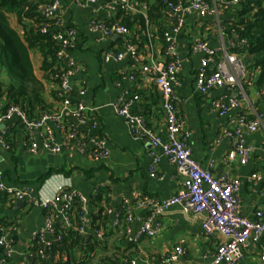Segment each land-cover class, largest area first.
Listing matches in <instances>:
<instances>
[{
    "label": "crops",
    "instance_id": "obj_1",
    "mask_svg": "<svg viewBox=\"0 0 264 264\" xmlns=\"http://www.w3.org/2000/svg\"><path fill=\"white\" fill-rule=\"evenodd\" d=\"M55 1L58 3L55 16L61 26L54 27L53 31L74 30V47L70 54L76 66L84 69L69 78L72 88L70 108L82 103L95 117L97 126L93 129L83 127L69 114L59 121H41L45 114L55 116L61 109L60 103L54 102L49 95L54 87L50 83L45 84V99L51 107L39 119L33 120L40 125L27 128L16 118L0 125V133L5 132L7 143L4 148L0 139V175L4 187L27 192L24 200L6 204L1 212L12 226L9 229L15 240L14 257H23L38 236L45 244L54 240L46 230L44 209L37 202L51 199L57 188L64 184L87 200L98 189L106 188L108 206L113 213L119 212L124 202L132 210L130 233H125L121 227L112 228L113 233L102 238L105 247L98 250L92 264L104 256H117L136 264H212L221 237H206L201 228L202 218L184 213L178 206L170 207L157 217L161 229L155 237L135 240L138 228L151 213L147 206H135L136 201L141 198L156 202L171 199L180 191L183 180L159 152L157 163H153L150 143L134 140L125 120L114 111L119 100L125 101L130 114L143 117L153 133L165 140L162 99L153 81L155 74L152 70L141 71L144 66L165 64L162 41L156 34L155 23L146 19L145 6L135 11L142 17V25L135 23L127 28L125 36L103 38L92 32L89 25L92 20L104 24L110 22L113 13L104 8L109 0H96L85 6L76 5L75 0ZM228 16V13L220 12L218 23L211 17L187 16L176 42L180 71L178 85L174 87L175 106L184 122V131L189 134L187 146L193 159L214 178L226 173L236 179L240 184L238 195L242 217L254 220L260 213V220L264 222V99L253 85L259 73L245 71L241 79L243 95L238 90L228 92L219 88L200 93L194 87L196 72L205 58L203 53L193 50L194 44L206 43L210 50L216 51L218 59L223 56L219 53L222 49L234 54L231 50L237 46H231L232 40L222 33L220 25V21ZM166 20L161 22L164 27L167 26ZM107 52L122 53L123 57L117 62H104L103 56ZM237 56L241 61L245 57L243 54ZM223 98L238 99V108L226 115L219 114L211 105ZM249 106L262 114V124L255 132L244 134L243 144L253 146L256 151L249 155L244 165L237 162L228 165L226 157L231 141L226 137V131ZM5 110L4 100L0 98V113ZM59 126L75 127L86 140L99 143L107 153L106 157L91 159L65 149L58 154L46 151L43 143L47 131L56 144L62 145L64 132ZM31 147L35 149L34 154L30 152ZM151 166L157 177L150 176ZM253 174L259 179L249 181ZM46 175L49 176L41 181ZM83 235L95 237L87 224ZM175 247L180 248L181 255L175 262L167 261L166 256ZM263 252L264 232L244 246L239 262L262 264L260 255Z\"/></svg>",
    "mask_w": 264,
    "mask_h": 264
},
{
    "label": "built area",
    "instance_id": "obj_2",
    "mask_svg": "<svg viewBox=\"0 0 264 264\" xmlns=\"http://www.w3.org/2000/svg\"><path fill=\"white\" fill-rule=\"evenodd\" d=\"M96 0H75L78 6L94 4ZM246 0H179L176 4L166 3L164 14L167 25L162 33V53L165 57V64L144 66L142 72H154V84L161 94V107L164 117V125L166 138L162 141L153 131L146 125L143 117L132 115L128 110V103L119 100L114 111L125 120L128 131L134 140H147L151 145L150 156L153 163H157V152L172 165L176 173L182 177L180 191L171 199L162 202H156L150 198H141L136 201L135 206L150 208L151 213L147 219L141 224L135 234V240L139 241L143 238L155 237L161 229V224L157 217L162 215L172 206H178L184 213H191L195 217L202 218L201 228L206 237H221L222 241L218 243L213 255L212 264H240L239 259L244 246L251 240L255 241L257 237L264 232V222L260 213L256 214V219L249 220L242 217L240 212L239 200V182L231 178L228 174H222L218 178H214L208 171L204 170L191 156L187 146L189 134L184 131V122L179 116L175 106L174 87L178 85V73L180 71V61L176 52L177 37L185 25L186 18L189 14H193L199 18L211 17L218 23V15L222 10L239 6ZM104 8L111 13H115L118 9L122 12H135L137 9L131 3V0H109L105 3ZM221 8V9H220ZM40 13L46 20H54L52 24H48L41 29V33H48L54 27H60L61 23L55 14L58 10V3L54 1L48 5H40L38 7ZM169 23V24H168ZM89 29L108 38L113 35L125 36L128 30L124 25L112 23L106 25L102 22L92 20ZM52 40L60 45L58 57L63 59L69 70L62 78L58 86V96L60 100L59 114L52 116L50 113L45 114L41 121L59 118L69 114L76 122L88 129L97 126L95 117L89 113L90 110L78 103L74 109L71 105L72 88L69 78L75 73L82 72V67L76 66L70 50L74 47L75 32L73 29H66L63 32H55L51 34ZM234 47V43H230ZM195 52L203 53L204 59L201 60L195 75L194 87L200 93H206L213 88L225 89L228 92L238 90L243 95V87L241 79L244 78L246 72L241 63L240 58L235 54H230L225 49L220 50L221 59L216 57V51L210 50L206 43L200 42L193 46ZM123 57L122 53L107 52L103 56L104 62L120 61ZM82 94V92H80ZM264 99V91L260 94ZM212 108L221 115H226L235 110L239 106L238 99L223 98L212 102ZM12 118L18 119L25 127L31 128L40 124L29 120L27 116L17 107H9L0 113V125ZM262 124V114L256 111L253 106H249L245 112H241L232 122L231 129L226 131V137L231 141V149L226 157V163L230 165L237 162L244 165L251 153L256 149L253 146H244L243 136L245 133L255 132ZM64 132L62 145L56 144L54 138L47 131L44 137V148L52 154H58L62 149L67 151H77L81 155L95 159L97 157L104 158L107 153L101 149V145L96 142L86 140L80 135L75 127L59 126ZM6 134L1 131V145L7 148ZM32 154L35 153L33 147L30 148ZM150 176L157 177L154 167L151 166ZM259 179L255 174L251 175L249 181ZM5 192L12 197V201H21L26 197V190L16 188L6 189L0 175V193ZM78 201L82 205L84 212H87L88 200L75 193L69 186L61 184L51 199L38 201V206L44 211L56 210L57 216L62 222H67L65 211L71 204ZM123 218L120 220V213ZM107 215L112 216L110 219L111 228L123 226L125 233H130L132 223V210L128 207L127 202L121 206V210L113 213L110 208L106 210ZM56 218L50 212L45 215L46 230L53 236L52 221ZM83 233V230H81ZM95 238L102 240L103 231H95ZM38 238H41L38 236ZM54 238V237H53ZM42 239V238H41ZM43 241V240H42ZM55 241V238L54 240ZM0 247L6 258L0 261V264H10L8 259L14 256L15 242L10 239L9 235L0 238ZM41 254V252L39 253ZM181 255L179 247H175L173 252L166 256V260L175 262ZM260 261L264 264V252L260 255ZM124 264H136L135 261H125Z\"/></svg>",
    "mask_w": 264,
    "mask_h": 264
},
{
    "label": "trees",
    "instance_id": "obj_3",
    "mask_svg": "<svg viewBox=\"0 0 264 264\" xmlns=\"http://www.w3.org/2000/svg\"><path fill=\"white\" fill-rule=\"evenodd\" d=\"M55 0H0V98L5 109L19 108L29 120L39 119L41 114L50 109L45 99V84L54 87L49 92L51 99L60 103L58 86L69 70L63 59L58 57L60 45L52 40L50 29L41 33L42 27L52 24L40 13V5H48ZM179 0H131L138 10L145 6L146 19L156 25V34L162 41L165 28L161 22L166 3L176 4ZM210 3L211 0H206ZM228 1V0H223ZM221 9V8H220ZM139 11V10H138ZM229 16L220 25L223 34L237 46L232 53L245 57L241 63L247 73L258 72L253 82L256 91H264V0H246L239 6L222 10ZM106 22V25L119 23L130 29L135 23L142 25L143 19L136 12H122L119 9ZM167 24V20H166ZM169 24V23H168ZM168 26V25H167ZM158 36V37H159ZM71 56V54H70ZM39 75V76H38ZM4 78V79H3ZM50 175V173H49ZM49 175L42 177L45 180ZM107 189H98L88 200L87 212L75 201L65 211L67 222H62L53 209L56 218L52 221L55 241L45 244L36 237L25 250L23 257L8 259L10 264H92L98 250H103L105 242L91 235L84 236L85 225L92 230L103 231V237L111 235L113 229L106 210L108 206ZM12 197L0 193V238L9 235L15 242L12 232L1 212ZM52 211H44L45 215ZM123 215L120 213V220ZM123 226H121L122 228ZM41 252V254H39ZM6 258L0 247V261ZM124 259L117 256L100 258L96 264H124Z\"/></svg>",
    "mask_w": 264,
    "mask_h": 264
},
{
    "label": "rangeland",
    "instance_id": "obj_4",
    "mask_svg": "<svg viewBox=\"0 0 264 264\" xmlns=\"http://www.w3.org/2000/svg\"><path fill=\"white\" fill-rule=\"evenodd\" d=\"M104 257H107V256H104ZM103 258V257H102Z\"/></svg>",
    "mask_w": 264,
    "mask_h": 264
}]
</instances>
